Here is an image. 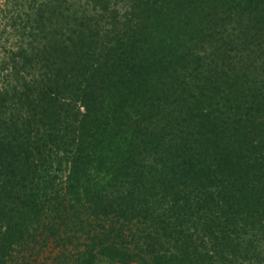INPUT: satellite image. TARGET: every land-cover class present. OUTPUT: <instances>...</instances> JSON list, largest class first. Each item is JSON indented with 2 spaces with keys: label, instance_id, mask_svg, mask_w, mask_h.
Listing matches in <instances>:
<instances>
[{
  "label": "trees",
  "instance_id": "16d2710c",
  "mask_svg": "<svg viewBox=\"0 0 264 264\" xmlns=\"http://www.w3.org/2000/svg\"><path fill=\"white\" fill-rule=\"evenodd\" d=\"M30 1L0 56V264H264V0Z\"/></svg>",
  "mask_w": 264,
  "mask_h": 264
},
{
  "label": "rangeland",
  "instance_id": "374dc122",
  "mask_svg": "<svg viewBox=\"0 0 264 264\" xmlns=\"http://www.w3.org/2000/svg\"><path fill=\"white\" fill-rule=\"evenodd\" d=\"M30 0H0V4L3 9H0V56H3V50L6 48V43L8 46H11L10 44H13L16 40L14 38V34H10L13 32L11 29V25L13 20L17 18V10L18 8L20 11L26 7L28 4H30ZM10 3L15 4L16 6L14 8L10 7ZM5 5L7 6L6 9H4ZM5 54V52H4ZM146 163L150 162L149 157L145 161ZM98 264H142L138 260L135 261H120L111 259L108 257H102L99 259Z\"/></svg>",
  "mask_w": 264,
  "mask_h": 264
}]
</instances>
